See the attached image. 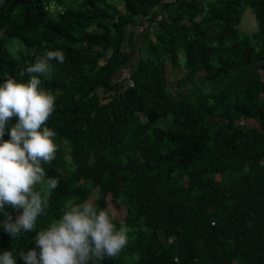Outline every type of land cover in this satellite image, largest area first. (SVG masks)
Returning <instances> with one entry per match:
<instances>
[{"label": "trees", "instance_id": "obj_1", "mask_svg": "<svg viewBox=\"0 0 264 264\" xmlns=\"http://www.w3.org/2000/svg\"><path fill=\"white\" fill-rule=\"evenodd\" d=\"M0 34V84L29 80L47 50L66 56L40 76L57 96L43 167L59 186L33 231L0 227V254L25 264L36 231L97 189L128 243L91 264H264V0H0ZM5 36L21 40L15 55ZM124 65L132 85L115 81ZM168 65L185 70L178 90Z\"/></svg>", "mask_w": 264, "mask_h": 264}, {"label": "clouds", "instance_id": "obj_2", "mask_svg": "<svg viewBox=\"0 0 264 264\" xmlns=\"http://www.w3.org/2000/svg\"><path fill=\"white\" fill-rule=\"evenodd\" d=\"M65 59L62 50H47L21 72L28 73L29 80L7 77L0 84V213L4 216L0 227L13 237L34 230L59 186V179L48 176L43 167L56 159V132L46 124L55 111L57 96L43 86L40 76L50 73L51 61L63 63ZM6 131L8 140L3 139ZM38 185L43 187L38 190ZM5 205L20 212L15 220ZM116 220L112 207L101 209L91 199L69 200L60 218L36 231V247L21 250L19 256L25 264H91L115 259L128 243L127 226L121 222L117 228ZM0 264H16L13 253L0 254Z\"/></svg>", "mask_w": 264, "mask_h": 264}, {"label": "rangeland", "instance_id": "obj_3", "mask_svg": "<svg viewBox=\"0 0 264 264\" xmlns=\"http://www.w3.org/2000/svg\"><path fill=\"white\" fill-rule=\"evenodd\" d=\"M129 28H135V27L130 26ZM238 29L241 32H246L249 34L257 29V25H256L254 15L250 11V9L245 10V12L242 16L241 23H240V25H238ZM3 42H4L7 50L14 55L17 53V51L19 49L21 50V48L23 46L21 40L17 37L5 36V37H3ZM133 57L135 59L137 57L136 54H134ZM179 57H180L181 62H184V53L182 50L179 51ZM166 73H167L168 82L171 85V87L175 90L180 89V87L177 85V81L185 73V70L183 68L173 70V68L170 65H168L166 68ZM115 81H116V79H115ZM247 121H250V120H247ZM99 197H100V194H99L98 190L94 189L92 191V193L90 194L89 199H91V200H93V202H95ZM89 199H87V200H89ZM110 207H112V205H110Z\"/></svg>", "mask_w": 264, "mask_h": 264}, {"label": "built area", "instance_id": "obj_4", "mask_svg": "<svg viewBox=\"0 0 264 264\" xmlns=\"http://www.w3.org/2000/svg\"><path fill=\"white\" fill-rule=\"evenodd\" d=\"M167 2L173 1V0H165ZM146 30L145 26H137V31L140 33H143ZM117 82H123L126 85H132V80H131V67L129 65H124L123 67L120 68L118 71V75L116 78ZM244 121L242 120L241 123Z\"/></svg>", "mask_w": 264, "mask_h": 264}, {"label": "crops", "instance_id": "obj_5", "mask_svg": "<svg viewBox=\"0 0 264 264\" xmlns=\"http://www.w3.org/2000/svg\"><path fill=\"white\" fill-rule=\"evenodd\" d=\"M134 30H135L134 32H135L137 35H140V34H141L140 32L137 31V27H135Z\"/></svg>", "mask_w": 264, "mask_h": 264}]
</instances>
